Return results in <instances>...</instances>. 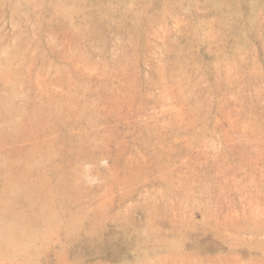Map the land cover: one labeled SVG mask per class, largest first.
<instances>
[{
    "label": "rangeland",
    "instance_id": "obj_1",
    "mask_svg": "<svg viewBox=\"0 0 264 264\" xmlns=\"http://www.w3.org/2000/svg\"><path fill=\"white\" fill-rule=\"evenodd\" d=\"M0 264H264V0H0Z\"/></svg>",
    "mask_w": 264,
    "mask_h": 264
}]
</instances>
